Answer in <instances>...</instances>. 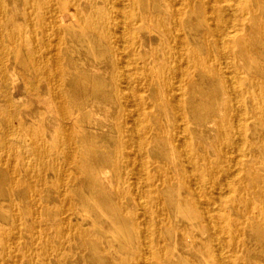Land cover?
<instances>
[{"label": "bare ground", "instance_id": "bare-ground-1", "mask_svg": "<svg viewBox=\"0 0 264 264\" xmlns=\"http://www.w3.org/2000/svg\"><path fill=\"white\" fill-rule=\"evenodd\" d=\"M59 1L0 0V262L264 264V0Z\"/></svg>", "mask_w": 264, "mask_h": 264}, {"label": "rangeland", "instance_id": "rangeland-1", "mask_svg": "<svg viewBox=\"0 0 264 264\" xmlns=\"http://www.w3.org/2000/svg\"><path fill=\"white\" fill-rule=\"evenodd\" d=\"M54 8L56 11V14H58L59 10H60V1L59 0H54ZM72 0H69V3H71ZM42 53V52H41ZM17 75L13 76V74H10L9 72L6 75V79L5 81L8 83V90L11 93V91H13V87L16 86L17 92L14 94V96H10V93L8 92V96L5 98L3 97V95H0V101L4 104H12V105H18V106H22V115H28V118H25L24 122L26 125H31L32 127L36 126V123L32 122V116H34V114H37L38 118L37 121L42 123L45 120V116H46V112H47V97H45V89L44 86L41 84H38L37 87H33V76L29 75L27 73V71H25V69H23L21 66H17ZM40 133L42 136L43 141H46L47 138V134L45 131L44 126H42L40 128ZM35 136V135H34ZM32 137L29 136H25V137H21L15 138V141L10 140L11 143H17L21 146H27L30 145L31 139ZM19 156V155H18ZM41 157L43 155H40ZM156 157L152 158L155 159ZM41 159V158H40ZM43 159V158H42ZM151 157H149L148 155H146V163L149 164L150 161L152 160ZM134 162L136 161L135 158L133 159ZM25 163L28 165V168H30L33 173L32 175L36 178V177H43V179L45 180V184L47 183L48 178L50 177L49 174L44 173V162L43 161H38L36 159H34L33 157H29ZM22 164H24L23 162H18L17 165L20 167ZM149 170L153 171L152 168H150ZM158 171V167L157 170ZM7 178V183L5 184V188L8 189L10 186L9 183V175L6 174L5 175ZM33 177V178H34ZM55 180L57 178V176L54 177ZM33 189L36 192H44V191H48L50 193V198H51V206L52 207H58L60 204V201L58 199H56V195H57V190L55 188L50 189L47 187L38 185V183H35V186L33 187ZM145 188H142L141 192L144 191ZM23 194L25 197L29 196V191L28 190H21L20 191V199H23ZM27 202V201H26ZM76 208V206H75ZM19 213H21V210H19ZM51 215H53L55 217V220L58 221L61 218V212L58 209H52V211H50ZM143 218V217H142ZM150 218V220L152 222L156 221V218L154 215L150 216L148 214V219ZM83 227L84 228H88V224L83 221ZM146 244H147V251L150 254H154V249L156 246V239H154L153 237L149 236L146 240ZM0 251H1V247H0ZM84 260V257H83ZM10 259L7 258L6 262L9 263ZM85 261V260H84ZM0 264H4L3 261L0 262ZM25 264V263H24Z\"/></svg>", "mask_w": 264, "mask_h": 264}]
</instances>
